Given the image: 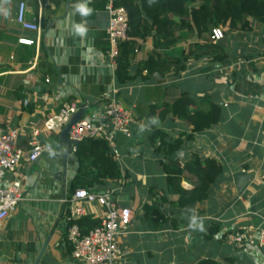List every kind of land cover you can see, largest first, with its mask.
<instances>
[{
  "label": "crops",
  "instance_id": "obj_1",
  "mask_svg": "<svg viewBox=\"0 0 264 264\" xmlns=\"http://www.w3.org/2000/svg\"><path fill=\"white\" fill-rule=\"evenodd\" d=\"M106 2L89 0L92 14L81 17L74 14L76 0H29L26 19L40 26L35 31L17 21L20 0H0V134L18 129V146L27 151L35 139L50 147L35 162L25 156L3 178L5 186L19 181L24 199L0 226V264H81L72 255L66 220L78 171L76 151L63 130L50 133L42 127L68 104L77 105L79 119L108 126L106 107L113 100L131 112V135L116 133L112 144L106 139L120 177L92 190H112L116 204L133 212L128 231L119 237L125 256L117 264H197L230 257L235 264H264V245L238 247L226 238L243 226H264V25L227 29L217 42L195 36L168 46L153 32L136 40L129 74L137 76L154 53L160 65L147 79L141 78L144 71L120 84L116 62L108 56ZM81 21L88 29L84 38L72 30ZM209 43L214 45L209 54L196 47ZM183 95L194 99L193 111L219 105V123L194 132L185 120L160 114ZM155 129L169 140L183 139L172 159L178 164L198 154L223 165L206 199L177 205L163 165L168 158L151 142ZM182 186L191 189L194 183L183 179ZM83 206L85 216L101 223L100 205ZM193 214L203 219L204 231L189 227ZM213 229L217 232L211 234Z\"/></svg>",
  "mask_w": 264,
  "mask_h": 264
},
{
  "label": "trees",
  "instance_id": "obj_2",
  "mask_svg": "<svg viewBox=\"0 0 264 264\" xmlns=\"http://www.w3.org/2000/svg\"><path fill=\"white\" fill-rule=\"evenodd\" d=\"M120 5L127 8L130 17L129 38L120 45V53L116 58V80L118 83L133 81L141 77L144 71L147 79L160 65V55L154 53L138 69L137 76L129 74L132 56L135 53L137 39H144L155 33L163 37L165 46L178 42L209 37L213 29L227 27L229 31H250L253 23L264 25V0H121ZM212 41V39H211ZM157 48H160L157 43ZM213 44H197L198 49L208 50ZM215 47H218L216 45ZM190 54L195 58L202 56L201 52ZM188 59V57H186ZM194 99L183 95L173 103L164 106L160 113L177 119H183L193 126L194 132H200L219 123L222 110L219 105H213L209 110L191 109ZM157 106L153 109L155 110ZM151 142L157 144V151L168 158L164 165L167 173L169 189L177 195V205L186 207L206 199L217 178L224 172V167L215 159H202L198 154L182 164L172 159L183 145V139L169 140L167 133L155 129ZM75 156L78 161V171L72 181V193L77 188L92 190L105 183L108 179L120 177V166L109 142L104 138H87L77 145ZM183 179L194 183L193 188L184 189ZM83 234L89 233L100 225L98 220L84 216L79 220ZM217 230H211V234ZM71 249L73 246L71 245ZM197 264H235L230 257L223 261L214 258L200 260Z\"/></svg>",
  "mask_w": 264,
  "mask_h": 264
},
{
  "label": "built area",
  "instance_id": "obj_3",
  "mask_svg": "<svg viewBox=\"0 0 264 264\" xmlns=\"http://www.w3.org/2000/svg\"><path fill=\"white\" fill-rule=\"evenodd\" d=\"M29 0H20L17 14L18 23L25 29L40 30L36 23L26 19L27 3ZM121 0H107L106 9L109 14V23L106 29L109 41L108 56L116 62L120 53V45L129 38L130 17L126 7L120 5ZM227 27H216L211 36L217 42L225 37ZM20 43L33 44L28 38H20ZM75 104L65 105L56 114L47 117L42 129L46 132H60L77 113ZM106 115L110 125H97L85 119H79L69 130V139L73 143V150L87 138H104L110 144L114 142L116 133L131 135V112L118 104L115 100L106 107ZM109 126L111 129H109ZM38 134V131H35ZM18 129H10L0 134V226L16 210L24 199L22 184L19 181L5 186L2 181L6 173L15 172L22 159L26 156L30 162H35L50 147L35 139L30 150L18 146ZM68 206L67 224L68 240L73 246L72 255L81 264H117L125 256L119 242V237L125 234L132 221L133 212L128 207H120L113 198L112 190L94 191L86 188L76 189L66 200ZM84 203L98 204L104 209L100 225L87 234H83L79 220L86 215ZM228 243L238 247H253L264 245V226L247 225L228 232Z\"/></svg>",
  "mask_w": 264,
  "mask_h": 264
},
{
  "label": "clouds",
  "instance_id": "obj_4",
  "mask_svg": "<svg viewBox=\"0 0 264 264\" xmlns=\"http://www.w3.org/2000/svg\"><path fill=\"white\" fill-rule=\"evenodd\" d=\"M93 9L89 7V0H76L74 6V14H79L81 17H88L92 14ZM72 30L75 35L84 38L87 35L88 29L87 26L83 23V21L72 24ZM150 123H157V119L154 117L151 119ZM145 125H141L139 131L143 132L145 130ZM189 227L194 230L204 231L205 226L203 223V219L197 217L195 214L191 215Z\"/></svg>",
  "mask_w": 264,
  "mask_h": 264
},
{
  "label": "water",
  "instance_id": "obj_5",
  "mask_svg": "<svg viewBox=\"0 0 264 264\" xmlns=\"http://www.w3.org/2000/svg\"><path fill=\"white\" fill-rule=\"evenodd\" d=\"M79 118H80V117H79L78 113L75 114V115L72 117V119H71V121L69 122V124L63 129V132H62L63 137H68L69 130L71 129L72 125L75 124L76 121L79 120Z\"/></svg>",
  "mask_w": 264,
  "mask_h": 264
}]
</instances>
